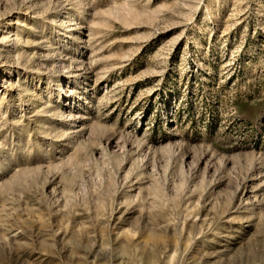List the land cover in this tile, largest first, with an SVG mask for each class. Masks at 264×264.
I'll return each instance as SVG.
<instances>
[{"label":"rangeland","instance_id":"obj_1","mask_svg":"<svg viewBox=\"0 0 264 264\" xmlns=\"http://www.w3.org/2000/svg\"><path fill=\"white\" fill-rule=\"evenodd\" d=\"M0 264H264V0H0Z\"/></svg>","mask_w":264,"mask_h":264}]
</instances>
